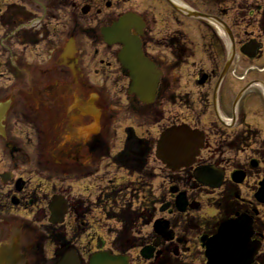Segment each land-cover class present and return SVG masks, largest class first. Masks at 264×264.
Listing matches in <instances>:
<instances>
[{
    "label": "flooded vegetation",
    "instance_id": "af4514ba",
    "mask_svg": "<svg viewBox=\"0 0 264 264\" xmlns=\"http://www.w3.org/2000/svg\"><path fill=\"white\" fill-rule=\"evenodd\" d=\"M133 1L0 0V264H58L72 253L89 264L100 251L140 264L132 251L157 239L145 264H171L184 255L180 247L192 249L188 234L211 237L237 214L253 218L252 241L260 244L253 264H264V204L240 194L251 171L262 174L254 194L264 178V81H247L252 68L236 76V66L262 49V38L246 33L264 36V0ZM127 13L142 18V50L160 73L150 104L130 93L122 45L102 35ZM255 14L257 31H249L240 18ZM249 44L260 45L255 58L242 52ZM158 122L159 137L187 126L204 134L205 149L213 138L229 152L249 149L228 177L218 160L199 162L202 150L196 164L224 173L219 196H206L214 215L178 212L170 191L156 197L158 139L150 129ZM174 173L187 189L174 184L177 193L203 209L189 192L214 189L191 168ZM158 218L174 233L171 245L155 232Z\"/></svg>",
    "mask_w": 264,
    "mask_h": 264
},
{
    "label": "water",
    "instance_id": "95a60500",
    "mask_svg": "<svg viewBox=\"0 0 264 264\" xmlns=\"http://www.w3.org/2000/svg\"><path fill=\"white\" fill-rule=\"evenodd\" d=\"M144 27L142 19L133 13H128L115 21L111 26L102 29L104 39L109 44L120 43L122 49L118 58L131 79L130 92L137 94L144 103L154 100L159 84L160 73L156 66L145 57L140 35ZM257 45H248L242 51L254 57ZM204 145V134L198 130H192L187 126L172 127L166 129L157 144L158 158L172 171L192 166ZM195 179L203 185L216 188L223 182V171L213 165L199 166L194 170ZM244 179L243 172L233 174V180L241 183ZM260 187L255 193L256 200L264 204V179L259 183ZM178 189L173 187L172 193ZM188 206L186 193H180L176 198V207L184 212ZM191 208H198L199 204L192 203ZM166 206L161 210H165ZM156 232L165 241H170L174 233L169 231V223L158 220L155 223ZM254 235L253 218L248 214L238 215L220 224L215 235L203 236L202 246L205 248L207 264H252L257 255L260 244L252 241ZM160 243L157 240L153 246L142 249L141 255L145 259L154 256L155 247ZM59 264H79L75 254H66ZM90 264H129L128 257L111 255L109 252H98L90 259ZM188 264V263H175Z\"/></svg>",
    "mask_w": 264,
    "mask_h": 264
},
{
    "label": "rangeland",
    "instance_id": "374dc122",
    "mask_svg": "<svg viewBox=\"0 0 264 264\" xmlns=\"http://www.w3.org/2000/svg\"><path fill=\"white\" fill-rule=\"evenodd\" d=\"M132 3H134L135 1L131 0ZM140 1L137 2V4H139ZM142 4H144L143 2H141ZM259 14H255L254 18H240V21L243 22L241 23V25H244L243 27L248 28L247 30H251V29H255V31H257L258 28V23H259ZM250 21H252V24H250ZM248 25H250L251 27H249ZM247 36H250L251 38L253 37H259L260 39L262 38V49L259 53V55L254 59V60H250L246 63H241L240 65L236 66V76L237 77H241L242 75H244V73L246 72V70L252 68L249 70L248 76H247V81L249 80H253V81H264V72L259 71L257 68L263 67L264 66V36L262 35V33H251L248 32L246 33ZM260 58V59H259ZM251 65V66H249ZM255 79V80H254ZM242 84H240L241 86ZM254 92L252 93L251 97L252 99H254L255 97H259V95H253L254 93H259V90L256 86H253ZM251 94V93H250ZM263 106V105H262ZM264 111V107L262 108ZM249 123H252L254 125V127L259 129V126L257 125V121H254L252 119L248 120ZM260 126H262L263 130H264V120L260 121ZM164 124L162 123H156V125L154 124V128L150 129V133L151 136H155L156 139H158L160 132L162 131V126ZM262 135L264 137L263 131H262ZM225 138V137H223ZM155 139V140H156ZM214 139V138H213ZM213 139H208V143L206 146L205 151L203 152V154L201 155V161L203 162H209L212 160H218L219 162H221V166H224L225 170L227 171V177L229 176L228 174L230 173V171L233 169V166L236 165L235 163L239 159L241 160V162L244 160V158H246L247 153L249 152V149L247 148V150L244 151H235V152H229L227 150H225L224 148H222V146H215V144L213 143ZM223 142L225 140H222ZM214 157V159L212 158ZM155 176H154V187H155V191H156V197H164L165 195V191L169 192V188L174 185L177 184L180 186L181 190H187L184 185L179 181L178 177L176 176V173H173L171 171H169L159 160H157V158H155ZM233 160H235V163H233ZM176 174V175H173ZM262 174L258 173V171H251L249 178L246 180V182L242 185V187H240V194L241 196H243L246 199L249 200H253L254 199V191L256 190V186H257V182L258 180L261 178ZM177 178V179H176ZM176 182H175V181ZM185 188V189H184ZM221 189H217V190H210L208 191H200V192H189L190 196H197V197H193L192 200H197L200 201L202 203L203 209L201 208L199 211H196L195 213H197L196 215H198V217L200 216H208V215H214L216 212L214 210L213 207L209 206L207 203V199L208 197H213V198H217L219 196V192ZM207 193H210L209 195H206ZM208 196V197H206ZM167 199V198H166ZM165 202V201H164ZM207 202V203H206ZM162 203V202H161ZM158 217H161V214H158ZM174 218V217H173ZM173 218H171V220H173ZM173 229L175 231H177V228L174 227L173 223H172ZM144 233L148 232V229H143ZM187 240L191 243V250L190 251H183V247H180L182 250V253H184V255H180V259H178L179 261H185V260H189L191 261L193 264H205V257L203 255V253L201 252L200 247H198V243L199 242V238L197 239L193 234H188L187 236ZM198 240V243H197ZM180 245V244H179ZM139 248L132 251V258L135 259V261H138L140 264H145L146 260H144L143 258L140 257L139 255ZM168 258V263H170V258L168 257V255H166Z\"/></svg>",
    "mask_w": 264,
    "mask_h": 264
},
{
    "label": "trees",
    "instance_id": "16d2710c",
    "mask_svg": "<svg viewBox=\"0 0 264 264\" xmlns=\"http://www.w3.org/2000/svg\"><path fill=\"white\" fill-rule=\"evenodd\" d=\"M122 244H124V246H126V245H127V242H124V243L122 242ZM128 244L130 245V244H132V243H128Z\"/></svg>",
    "mask_w": 264,
    "mask_h": 264
}]
</instances>
